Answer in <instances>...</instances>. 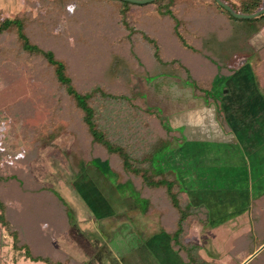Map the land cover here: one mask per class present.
Masks as SVG:
<instances>
[{"label": "trees", "instance_id": "obj_1", "mask_svg": "<svg viewBox=\"0 0 264 264\" xmlns=\"http://www.w3.org/2000/svg\"><path fill=\"white\" fill-rule=\"evenodd\" d=\"M222 1L242 13L264 6V0ZM31 3L36 10L26 5L13 15L5 13L0 5V109L20 104L18 110L25 111L12 114L14 143L8 153L14 160L9 166L2 162L5 151L0 150L1 234L4 228L12 236L13 247L32 260L85 264L52 242L71 224L68 203L51 184L37 180L31 169L17 166L15 158L19 152L28 162L35 157L38 144H21L31 130L38 134L37 143L49 142L69 131L73 141L68 156L75 177L85 171L88 163L103 174L114 171L117 192L131 197L143 215H157L160 230L169 237L180 264H212L202 256L196 242L185 238L192 221H209V204L192 203L181 172L176 177L162 159L169 145L173 141L181 143L184 135L169 124L159 106L151 105L145 94L132 88L130 75L182 79L192 87L195 96L214 103L220 123L227 125L221 105L222 89L237 68L215 50L202 47L204 30L209 19L220 15L231 22L235 32L248 39L264 26V12L251 18L235 17L216 0ZM89 32L92 35L84 37ZM100 32L103 41L92 40H102ZM71 38L77 43L76 49L71 48L75 60L91 70V80L83 86L79 85L69 59L54 48L69 43ZM252 58L258 62L257 72L264 83V46L255 49ZM74 157L81 163H74ZM222 189L212 194L233 192ZM85 195L92 203L90 195ZM10 203L32 210L41 203L56 205L55 215L43 227L49 233L46 250L34 248L33 237L43 230L32 229L35 234L29 235V230L19 227L10 218ZM249 203L254 226L247 234L256 232L257 245L234 264L264 243V192L251 195ZM3 243L1 240L0 247ZM262 251L264 248L253 257L259 259L255 264H264Z\"/></svg>", "mask_w": 264, "mask_h": 264}, {"label": "crops", "instance_id": "obj_2", "mask_svg": "<svg viewBox=\"0 0 264 264\" xmlns=\"http://www.w3.org/2000/svg\"><path fill=\"white\" fill-rule=\"evenodd\" d=\"M218 16L221 17L217 15L211 19L218 21L216 20ZM220 22L224 24L216 27L211 26L208 21L209 26L204 30L202 47L215 50L229 65L237 68L226 80V88L221 96L227 125L220 123L214 103L208 104L203 97L195 96L192 87L187 83L180 84L176 80L178 77L175 76L164 75L167 78L154 82V87L158 91L154 96L158 101L150 103L161 108L172 127L182 130L183 145L179 146V152L175 150L172 153L178 158L175 164L180 166L182 163V167H179L181 175L184 178H191L187 186L188 194L195 204L207 202L203 199L205 194L218 189L216 187L222 181L216 178L246 177L247 174L245 189L227 190L249 191L250 168L252 169V166L258 168V175H264V83L257 72L258 62L252 58L254 50L264 46V26L246 39L234 31L230 21L223 19ZM167 83H170L168 87L165 86ZM149 98L147 93V99L150 100ZM215 180L217 184L214 185ZM82 187L80 188L83 189ZM96 188L99 190L95 194V200L90 197V201L103 208L101 216H108V213L112 212L109 210L117 212L118 210L114 209L116 204L128 211L129 197L121 196L113 184H109L107 190L105 186ZM86 191H89L88 194L93 191V186L89 182L85 184L83 195ZM191 191L201 199L194 201L190 196ZM132 202L137 206L133 200ZM127 211L123 212L124 215ZM141 215L143 218L147 217L142 213ZM124 223L125 220L122 219L114 223L115 226L110 228L108 225L105 226L107 232L110 230V234L103 230L105 237L103 248L93 242L89 234L82 232L72 223L52 242L85 264H102L108 251L114 252L121 264H180V258L170 247L169 237L160 230V226L145 236L140 230L134 234L128 233L127 228L124 231L126 227ZM108 235L111 236L110 239ZM1 240H4V243L0 247V264L39 263L40 260H32L20 249H15L12 245V236L4 228L2 234L0 232ZM47 241L46 237L44 240L46 248Z\"/></svg>", "mask_w": 264, "mask_h": 264}, {"label": "rangeland", "instance_id": "obj_3", "mask_svg": "<svg viewBox=\"0 0 264 264\" xmlns=\"http://www.w3.org/2000/svg\"><path fill=\"white\" fill-rule=\"evenodd\" d=\"M31 1L32 0H0V5L2 6L5 13L13 15L15 12L19 11L26 5H28L29 9L36 10L35 5H33ZM220 19L223 20L224 18L222 19V17L218 16L216 19L218 21L210 19L209 24L211 26L214 25L216 27H221L224 22L221 23ZM208 26L209 25H207L206 27ZM98 34L102 40L96 38H93L92 40L102 42L104 37L103 32H100ZM91 35V32L85 33L84 37L89 38V36ZM68 42L69 43L64 45H54V48L59 51V54L61 56L69 59L72 71L76 75L78 81H80L79 85H86L87 83H89V80H91L88 77L89 71L91 70L75 60V54L71 50L72 47L76 49L75 46L77 43L75 42V40L71 38ZM162 78L167 77L163 75L153 78H144L138 75H130L132 88L135 91L145 94L146 98L148 93L150 100L147 99V101H150L149 103L158 101V98L154 96L158 92L156 91V87H154V82H157ZM176 80L180 82V84H186V82H184L180 78H177ZM169 84L170 83H167L165 86L168 87L167 85ZM225 88L226 87H224L222 91H224ZM161 91H164V89H161ZM20 106V104L18 107L17 105H10V108L4 107L3 110L0 109V116H3L0 122V150L5 151V154L2 157V162L5 163L6 166H9L14 160L12 154L8 153L9 148L11 147V143H14V126L12 124V114H23L25 112L24 110H18ZM4 117L7 118V122L4 121ZM178 129L182 132L180 128ZM37 137V132L35 130H31L29 136L25 140V143H21L22 145L27 144L29 147H34L37 144L38 145L35 157H33L30 162L24 159L22 152L16 154L17 157L15 158L17 166L31 169L32 175H34L37 180L43 183L51 184L68 203L72 212L71 223L74 226L80 228L82 232L89 234L93 242L98 243L103 248L105 237L103 236L102 232L103 230L104 232H107L105 226L108 225V228H110V226H115L116 224L114 223L122 219L125 220L124 226H126L123 230L125 231V228H127L128 233L131 234H134L135 231L140 230L141 233L144 232L146 236L148 233L151 234L157 227H159L157 215H148L145 218L141 217V212L137 206L133 205L134 203L132 202L133 199H131V197L128 198V201L130 200V204H128V206H130L128 208V211L126 209H122L120 205L116 204V208L114 209H117V212L115 210H109L112 212L108 213V216H101V213L104 211L103 208L97 206L94 203H90L87 200V197L83 195V191H85V184L89 182L91 183V186H93L92 193L88 194L89 191H86L85 194H87L88 196L90 195L89 197H92V199H94L95 194L98 193L99 190V188H96V186H105V189L107 190V186L109 184L115 183L114 180L116 177L113 175L115 172L109 171L106 174H103L94 166L93 163H88L85 171L80 175L83 177H75L76 174L73 169V164L68 156L70 146L73 141L72 133L69 131L62 132L53 140L43 143H37ZM181 145H183V141L181 143L172 142L169 145V148H167L166 153L164 154L166 156L162 157V159H165L164 163H167V169L170 168L168 170H172L171 172H173L176 177L179 176L180 169L174 166L175 163L178 162H176L178 158L172 152L175 150L179 152L180 150L178 149ZM176 147L178 148L176 149ZM73 161L76 164L81 163V161L77 157H74ZM258 170V168H253V166L252 169L250 168L251 175L249 180L251 182L249 191L233 190V192L205 194V196L203 197V199H206L209 204L211 213L209 215L210 219L208 222L203 224L199 221H192L185 238L186 240L196 242L200 247V253L202 254V256L210 259L212 261V264H234L235 262L239 261V259L242 258L251 247L255 248L257 245L256 232H253L252 230V232L250 233L251 235H248L247 233L254 226L252 218L253 211L252 207H250L251 203H249L250 197L251 195H259L264 192V175H258ZM182 179L185 182L186 186H183L186 188L187 195L189 197V188L187 186L191 182V178L182 177ZM216 179L222 181L216 188H223L222 190H224L227 188L245 189L246 187L244 185L246 184L248 178L246 174V177L240 176L237 178ZM215 184H217L216 180L214 181V185ZM79 185L80 187L84 186V188L82 187L83 189H81ZM190 196L194 201H199L201 199L200 197L198 198L195 193L193 194L192 191L190 193ZM109 197L112 198L111 195H109ZM128 201L127 203H129ZM56 211V205H51L49 207L46 204L41 203L38 209L36 208L35 210H32L31 207H26L25 209H23L20 204H13L10 206L9 215L10 218H12L13 222L18 224L19 227L23 228V230H29V235L35 234L32 229H36L38 230V232L41 229L43 230V232L35 234L33 237V239L35 240L34 243H37L34 244L35 250L43 251L47 249L44 245V240L47 237V234H49L46 231L47 229H44L43 227L46 225L45 223L48 222V219L52 215H55ZM126 211L127 214L125 215L127 216L124 215ZM258 212H261V208H259ZM107 233L110 234L109 229ZM110 237L111 236L108 235V239H110ZM54 239L56 238L54 237ZM55 242L59 243L58 240H55ZM104 253L105 250L103 251V254ZM261 254V258L263 259L264 251H262ZM251 259L248 260L249 262L247 261L248 264H255L259 262V259H257V257L253 258L252 260ZM38 262V264H46L41 261ZM102 264H121V262L114 252L108 251V254L104 255Z\"/></svg>", "mask_w": 264, "mask_h": 264}, {"label": "water", "instance_id": "obj_4", "mask_svg": "<svg viewBox=\"0 0 264 264\" xmlns=\"http://www.w3.org/2000/svg\"><path fill=\"white\" fill-rule=\"evenodd\" d=\"M127 1H131V2H136V3H146V2H150L153 0H127ZM220 5H222L225 9H227L233 16L235 17H243V18H251L254 16H257L261 13L264 12V6L261 7L260 9L251 12V13H242V12H236L232 9V7L222 1V0H216ZM262 248H264V243H262L255 251H253L251 254H249L243 261H241L239 264H245L249 259H251L256 253H258Z\"/></svg>", "mask_w": 264, "mask_h": 264}]
</instances>
